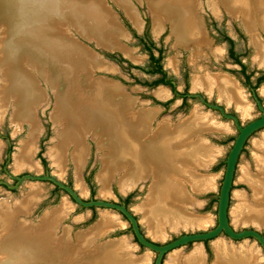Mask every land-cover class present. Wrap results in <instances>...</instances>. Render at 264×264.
Masks as SVG:
<instances>
[{"label":"rangeland","instance_id":"1","mask_svg":"<svg viewBox=\"0 0 264 264\" xmlns=\"http://www.w3.org/2000/svg\"><path fill=\"white\" fill-rule=\"evenodd\" d=\"M99 1L109 12L106 28L110 30L104 32L102 36L92 31L83 32L89 36L86 37L71 23H66L63 27L69 38L81 43L91 54L92 59L101 64L103 70L94 68L90 77L91 82L102 78L103 81L118 83L121 86L120 92L135 100L134 110L157 112L151 123L153 130L151 135L166 122L175 127L190 118L195 111L214 124L226 125L228 128L227 131L204 128L201 129L203 133L197 132L194 137V140H205L219 150V154L208 166L195 169L198 175L212 179V187L202 192H196L197 190L194 191L190 186L186 187L191 201L185 209L194 217H202L203 223L187 228L179 226L178 229L165 227L164 237H154L144 219L143 211H140L141 206L149 201L154 181L152 177L139 181L135 187L125 191L120 188L122 175L116 173L108 185V192L103 194L99 175L103 171L104 158L112 153V149L104 151L100 148V144L105 140L103 138L99 140L90 134L86 136L87 154L83 168L78 169L76 165L73 145L67 149L62 165L59 164L52 153L59 143V135L64 127L55 123L52 117L59 109L57 92L49 80L35 69H32L33 76L46 98L34 111L41 131L30 157L32 166H18L16 157L21 154L29 140L32 126L28 121L17 118L18 111L13 98L5 102L2 98L1 91L6 86L1 60L0 212L4 207H14L16 203L33 193L38 197L35 205L28 213L18 215L16 223L26 221L29 225L37 226L48 212L67 203L70 212L61 220L57 237L63 238L65 231L68 230L74 242H77L80 233L89 234L101 224L105 216H114L118 224L111 228L106 227L107 231L93 240L91 250L113 241L123 242L137 258H147L149 264H167L173 254L177 253L185 258L191 255L194 249L202 246L206 264H213L216 261L213 243L224 240L238 248L237 250L242 248L257 251L256 264H264V246L253 236L233 239L222 232L214 238H194L163 252L144 244L139 238L142 236L147 243L160 249L173 245L184 237L203 235L217 228L218 199L226 160L239 133L235 118L243 127L264 114V80L256 86L257 78L264 74V66L259 62V48L254 42L257 38L264 43V28L257 18L252 22V28H249L243 18V12L235 10L226 0H215V7L209 6L208 0H193L195 15L200 19L204 36V41L196 46L193 41L179 40L176 37L170 17L166 19L162 17V31L155 30V16L159 12L152 7L153 0H126L125 3L122 0ZM116 1L125 5L127 10ZM45 10L47 6L40 12V17ZM132 10L138 14L137 19L133 16ZM52 13L55 12L46 13L45 16H49L50 20L54 15ZM100 30L102 29H98ZM2 35L3 32L0 30V43L4 37ZM231 48L236 58L230 55ZM149 49L156 57L162 53L161 64L166 72L167 81L175 86V94L169 85H154L161 76L150 73L152 63L149 60ZM0 55H3L1 49ZM236 59L246 66L245 74L251 76L249 82ZM90 66L92 69L93 65ZM207 75L232 79L245 97V102L249 103V114L241 116L236 104L223 99L217 87L206 89L204 86L199 88L194 86L196 79L205 78ZM160 88L169 92L168 98L157 97ZM263 133L264 128L257 130L248 138L237 161L229 203V226L236 233L255 231L264 237V224L258 226L253 221L247 223L239 221L236 226L232 215V212L242 204L237 198L238 194H243L246 203L256 204L253 190L242 180V171L246 168L251 174H257V157L262 153L256 148L255 143L263 140Z\"/></svg>","mask_w":264,"mask_h":264},{"label":"bare ground","instance_id":"2","mask_svg":"<svg viewBox=\"0 0 264 264\" xmlns=\"http://www.w3.org/2000/svg\"><path fill=\"white\" fill-rule=\"evenodd\" d=\"M214 1L208 0L209 6L215 7ZM226 2L243 12L249 28L256 18L264 28V0ZM193 4V0H153L152 7L159 12L155 16V30L160 32L163 29L162 17H170L179 40L193 41L196 46L201 44L204 36ZM46 6L47 10L40 17ZM104 8L99 0H0V30L4 36L0 43L3 54L0 60L6 86L2 88V98L4 102L13 98L17 118L32 126L29 140L16 157L17 165L32 166L30 157L41 131L34 111L46 98L33 76L32 69H35L57 92L59 109L52 117L55 123L64 127L52 153L59 164L62 165L67 149L73 145L76 165L78 169L83 168L87 154L86 136L103 138L100 148L104 151L112 149V153L104 158L103 171L99 175L103 194L108 192V185L116 173H121L120 188L125 191L152 177L149 201L140 208L150 233L162 238L165 227L178 229L179 226L200 225L202 217H194L185 209L191 201L186 187L190 186L196 192L212 187V179L198 175L195 169L210 164L219 150L205 140H194V137L204 128L217 131H227L228 128L214 124L195 111L175 127L166 122L151 135L155 112L134 110L135 100L121 93L118 83L102 78L91 82L93 69L103 70L101 64L92 59L81 43L69 38L63 27L71 23L86 37L89 36L83 32L92 31L102 36L110 30L106 28L109 12ZM132 11L137 19L138 14ZM51 12L56 14L52 13L54 15L49 20L45 14ZM254 42L259 48V62L264 66V43L257 38ZM84 59L90 62H83ZM194 86L206 89L216 86L223 99L234 100L241 116L249 114V105L232 79L207 75L196 79ZM168 94L163 89L158 91L161 98ZM262 138L260 143H255L262 153L257 157V174H251L246 168L242 171V180L253 190L256 204L246 203L243 194L237 195L242 204L232 212L236 226L239 221H253L258 226L264 224V133ZM37 198L32 193L14 207H4L0 212V264H149L147 258L133 257L123 242L90 249L93 240L106 227L118 223L114 216H105L89 234L80 233L77 242L72 241L68 230L63 238L57 237L61 220L70 212L67 203L48 212L37 226L26 221L16 223L17 216L28 213ZM237 249L217 241L213 264L257 263V251ZM194 250L186 258L173 254L167 264H205L201 247Z\"/></svg>","mask_w":264,"mask_h":264},{"label":"water","instance_id":"3","mask_svg":"<svg viewBox=\"0 0 264 264\" xmlns=\"http://www.w3.org/2000/svg\"><path fill=\"white\" fill-rule=\"evenodd\" d=\"M4 1H7V0H4ZM235 122L238 126L239 133L237 137L235 138L232 149L230 150L229 156L226 160V168H225V173H224L223 184H222L220 196L218 199V226L217 228L214 231L208 232L203 235L184 237L180 241L174 243L173 245H170L165 248H160V249L152 244L147 243L146 240H144L142 236H139L140 240L144 244L150 246L151 248L157 249L160 252H163L165 250L178 246L184 242L193 240L194 238H199V239L214 238L220 233L225 232L227 235H229L233 239H240L246 236H253L257 238L261 242V244L264 246V237L261 236L259 233L255 231H244L242 233H236L229 226V203H230V198H231L232 186L234 184L233 181H234V174L236 171L237 161L245 145V142L248 140V138L257 130L264 128V114L261 117L249 122L243 127L239 125V122L236 118H235ZM127 215L129 216L128 213ZM134 226L138 233V229L135 223H134Z\"/></svg>","mask_w":264,"mask_h":264},{"label":"trees","instance_id":"4","mask_svg":"<svg viewBox=\"0 0 264 264\" xmlns=\"http://www.w3.org/2000/svg\"><path fill=\"white\" fill-rule=\"evenodd\" d=\"M231 43H233V41L230 38H227ZM150 51V61L152 63V70H151V74H158L161 76V78L157 81L154 82V85H159V84H163V85H169L170 87H173V85L167 81V75L166 72L163 70V66L161 64V59L162 56L160 53V55L158 57H156L153 53V51H151V49H149ZM230 55L232 57H235V53L233 51V48L230 49ZM237 63L240 64L242 66V73L245 74L246 71V66L244 64L241 63V61H239L238 59H236ZM250 75L245 74V78L247 80V82L250 81ZM260 83V82H259Z\"/></svg>","mask_w":264,"mask_h":264},{"label":"flooded vegetation","instance_id":"5","mask_svg":"<svg viewBox=\"0 0 264 264\" xmlns=\"http://www.w3.org/2000/svg\"><path fill=\"white\" fill-rule=\"evenodd\" d=\"M161 31H162V30H161ZM119 46H120V45H119ZM113 48H115V47H113ZM149 60H150V56H149ZM263 80H264V74H262V76H259V77L257 78L256 86H258L259 84H261V82H262ZM259 82H260V83H259ZM172 85H173V87H171V90H172V92L175 94V86H174L173 83H172ZM119 86H120V85H119ZM120 87H121V86H120ZM215 87H216V86H215ZM237 87H238V86H237ZM160 90H162V88H160L159 91H160ZM163 90H165V89H163ZM166 91H167V90H166ZM168 93H169V92H168ZM241 93H242V92H241ZM156 95H157V97L160 98V99H165V98H161V97L158 95V93H157ZM125 96H127V95H125ZM168 96H169V94H168ZM168 96H167L166 98H168ZM243 97H244V96H243ZM183 98H185V97H183ZM244 98H245V97H244ZM245 100H246V99H245ZM231 102H233V103L235 104L234 100H231ZM246 103L249 105V103H248L247 101H246ZM156 115H157V112H155V117H156ZM155 117H154V119H155ZM154 119H153V120H154ZM167 123H168V122H167ZM206 131H207V130H206ZM150 133H153V130H152V129H151V132H150ZM201 133H203V132H201ZM198 134H199V133H198ZM196 136H197V135H196ZM239 156H240V155H239ZM238 159H239V158H238ZM213 161H214V160H213ZM213 161H212V162H213ZM207 164H209V163H207ZM207 164H204V165H202V166H206ZM202 166H201V167H202ZM236 167H237V165H236ZM117 224H118V223H117ZM117 224H116V225H117ZM116 225H114V226H116ZM114 226H111V227H114ZM111 227H110V228H111ZM105 231H107V229H106ZM105 231H104V232H105ZM104 232H103V233H104ZM103 233H101V234H99V235H102ZM220 241L225 242L224 240H220ZM216 242H217V241H216ZM216 242L213 243V247H214V249H215V243H216ZM92 243H93V242H92ZM109 243H110V242H109ZM111 243H115V241H113V242H111ZM111 243H110V244H111ZM225 243H226V242H225ZM230 246H231L232 248H235V247L232 246V245H230ZM97 248H98V247H97ZM128 248H129V247H128ZM201 249H202L203 256H204V262H205V264H206V261H205V260H206V255H205V252H204L202 246H201ZM128 251H129V250H128ZM129 253H130L133 257L137 258L135 255L132 254V252L129 251ZM187 257H188V256H187ZM185 258H186V257H185Z\"/></svg>","mask_w":264,"mask_h":264}]
</instances>
